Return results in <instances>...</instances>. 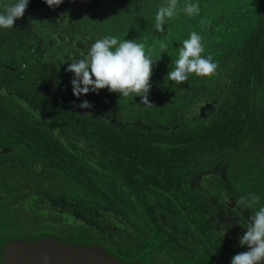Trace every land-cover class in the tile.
<instances>
[{"label": "trees", "instance_id": "trees-1", "mask_svg": "<svg viewBox=\"0 0 264 264\" xmlns=\"http://www.w3.org/2000/svg\"><path fill=\"white\" fill-rule=\"evenodd\" d=\"M187 2L199 15L182 11ZM162 4L29 0L13 29H0V240L52 236L142 264H230L247 251L239 238L264 206V0H179L158 32ZM193 31L217 72L177 85L167 75ZM106 36L161 55L154 107L107 89L73 96L66 62ZM85 100L91 108L78 107ZM216 166L227 167L223 183ZM252 193L260 204L237 205ZM213 202L245 224L220 220Z\"/></svg>", "mask_w": 264, "mask_h": 264}, {"label": "clouds", "instance_id": "clouds-1", "mask_svg": "<svg viewBox=\"0 0 264 264\" xmlns=\"http://www.w3.org/2000/svg\"><path fill=\"white\" fill-rule=\"evenodd\" d=\"M49 8L59 6L63 0H44ZM29 0H0V29H13L15 21L21 18ZM179 0H166V4L158 7L155 15V29L164 31L167 20L177 15ZM182 11L188 16L199 15L198 3H185ZM206 23V21H202ZM202 36L193 31L182 42L178 50V59L173 70L169 71L167 78L177 85L184 84L189 75L198 77H212L216 74L218 64L211 57H205ZM162 50L167 45L161 43ZM153 49L145 48L144 43L136 40H120L115 36H106L91 44L87 58L73 59L68 63L67 72L73 74L71 80L72 94L74 97L87 95L91 92L107 89L110 93L119 96H139L140 104L154 107L148 94L151 89V75L154 64ZM81 109L91 108L87 100L78 105ZM90 116V115H89ZM237 205L244 209H252L260 204V197L254 193L241 196ZM226 227H224V233ZM224 235V234H223ZM241 247L247 251L240 252L231 258L230 264H264V206H260L246 222V232L239 238ZM45 261L48 259L44 257Z\"/></svg>", "mask_w": 264, "mask_h": 264}, {"label": "water", "instance_id": "water-1", "mask_svg": "<svg viewBox=\"0 0 264 264\" xmlns=\"http://www.w3.org/2000/svg\"><path fill=\"white\" fill-rule=\"evenodd\" d=\"M44 257L48 259L45 261ZM0 264H141L116 259L101 246L64 242L52 236L0 240Z\"/></svg>", "mask_w": 264, "mask_h": 264}, {"label": "flooded vegetation", "instance_id": "flooded-vegetation-1", "mask_svg": "<svg viewBox=\"0 0 264 264\" xmlns=\"http://www.w3.org/2000/svg\"><path fill=\"white\" fill-rule=\"evenodd\" d=\"M213 174V173H212ZM227 175V167H218V166H216V168H215V172H214V175H213V179H214V177L216 178V179H218L219 181H221L222 183H223V179L225 178V176ZM211 177H212V175H211ZM213 208H215V210H216V208H217V211L215 212V214H218L219 215V219L220 220H222V219H224L225 217H228L231 221H232V219L233 218H239V219H241V222L243 223V225L245 224V221L238 215V212H237V210H235V209H233V210H231L229 213H227V214H224L223 213V209H224V206L223 205H218V203H214L213 202ZM223 215H222V214ZM117 224V223H116ZM121 224V223H120ZM103 225L104 226H106V228H111V229H115V230H117V228H115V226L114 227H111L112 226V223H107V222H103ZM123 228H125V226H122ZM233 227H234V229L236 230V229H238V227H237V224L234 222L233 223ZM111 229H109L110 231H111ZM114 231V230H113ZM222 234H224L223 232H221ZM225 235V237L229 240V241H231V239L226 235V234H224ZM103 248H105L106 250H107V252L109 253V251H108V249L106 248V247H103ZM110 254V253H109ZM111 255V254H110ZM113 256V255H112ZM119 260V259H118ZM122 261V260H121ZM125 262V261H124ZM142 264V263H141Z\"/></svg>", "mask_w": 264, "mask_h": 264}]
</instances>
